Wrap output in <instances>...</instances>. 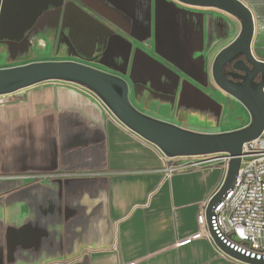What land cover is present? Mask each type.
Instances as JSON below:
<instances>
[{"label":"crops","instance_id":"1","mask_svg":"<svg viewBox=\"0 0 264 264\" xmlns=\"http://www.w3.org/2000/svg\"><path fill=\"white\" fill-rule=\"evenodd\" d=\"M241 1L253 16L252 54L264 61V0ZM238 34L227 12L178 0H0V68L77 60L124 78L138 104L164 108L154 118L194 131L189 123L218 120L200 105V85L231 97L211 66ZM71 46L104 60L86 61ZM153 59L182 79L174 106L130 88L146 74L167 83ZM14 93L0 97V264H245L210 234L191 238L224 162L166 157L78 84Z\"/></svg>","mask_w":264,"mask_h":264},{"label":"water","instance_id":"2","mask_svg":"<svg viewBox=\"0 0 264 264\" xmlns=\"http://www.w3.org/2000/svg\"><path fill=\"white\" fill-rule=\"evenodd\" d=\"M184 4L211 7L227 12L241 22V31L214 57L211 76L216 86L238 100L250 113L249 125L230 132L204 133L146 115L135 108L129 99L127 81L94 66L71 60L34 61L0 68V95H7L32 85L50 81H64L86 87L94 93L112 115L127 129L153 144L166 157L224 154L229 157L226 175L206 208V220L211 237L218 248L229 257L246 264H264V260L250 258L222 243L210 227L213 208L232 187L240 166L243 145L264 132V61L251 51L253 16L241 0H178ZM29 36H26V40ZM233 64L241 74H233L241 81L225 75L224 66ZM164 70H172L159 63ZM178 77L177 74H174Z\"/></svg>","mask_w":264,"mask_h":264},{"label":"built area","instance_id":"3","mask_svg":"<svg viewBox=\"0 0 264 264\" xmlns=\"http://www.w3.org/2000/svg\"><path fill=\"white\" fill-rule=\"evenodd\" d=\"M213 161L216 159L206 157L196 164ZM225 161L228 165L229 157L225 156ZM167 171L168 175L171 168ZM208 202L199 206V231L191 238L210 234L206 220ZM210 227L228 247L250 258L264 260V132L243 145L234 183L213 208Z\"/></svg>","mask_w":264,"mask_h":264},{"label":"rangeland","instance_id":"4","mask_svg":"<svg viewBox=\"0 0 264 264\" xmlns=\"http://www.w3.org/2000/svg\"><path fill=\"white\" fill-rule=\"evenodd\" d=\"M231 17L234 20L235 25H236V29L239 33L241 31V22L236 17H234L232 15H231ZM71 61L80 62L77 60H71ZM0 63L4 64V63H6V61L0 62ZM81 63H83V62H81ZM23 64H25V63H23ZM84 64H86V63H84ZM19 65H21V64H19ZM8 67H10V66H8ZM202 87L203 86L200 85L199 90H198L199 94L202 95L201 98L198 97L199 98L198 101H199L200 105L204 104L207 108H210L209 106H213L216 109V112H217L216 119L218 117V120L214 126H206L205 125V126H201V127H195L198 125L193 124V123H189V125H192V126H188V127L200 129L204 133H221V132L235 131V130L243 128V127H245L251 123L252 117H251L250 113L238 100H236L232 96L230 97L228 95H224L225 96L224 98H218L217 96H215L211 92L207 93L205 91V89L203 90ZM21 90H23V89H21ZM18 91H20V90H18ZM18 91H16V92H18ZM14 94L15 93H11L8 95H0V97L1 98L8 97V96L14 97L15 96ZM129 99L135 108H137L142 113L149 115L151 117H154V116L158 117L159 115H161L162 111L164 110V108L162 109V111H159V109L154 110L152 108L151 109L148 108L147 106H142V105L138 104V102L135 100L132 92H129ZM223 105H225L226 107H225V113L221 119ZM175 113H176V111L174 112V110L171 112V114H173V115H175ZM177 119H179V120H177ZM169 120L173 121L174 119L172 120V118H170ZM175 120L182 121V118L178 117V118H175ZM195 122H197V121H195ZM169 123H172V122H169ZM172 124H174V123H172ZM175 125H177V124H175ZM241 126H243V127H241ZM188 130H190V129H188ZM201 131H197V132H201ZM225 156L226 155H224V154H214V155L204 156V157L203 156H191L190 158L193 160H199V159L206 158V157L207 158H215L216 162H224L226 164Z\"/></svg>","mask_w":264,"mask_h":264},{"label":"flooded vegetation","instance_id":"5","mask_svg":"<svg viewBox=\"0 0 264 264\" xmlns=\"http://www.w3.org/2000/svg\"><path fill=\"white\" fill-rule=\"evenodd\" d=\"M71 52L75 54L77 57H79L81 54L82 58L84 60L92 62V63H99V61L104 60V54L100 51H89L82 53L79 50H76L74 47L72 48L71 46ZM79 55V56H78ZM84 56V57H83ZM242 59L240 56H237L234 58L231 62L226 63L224 66V71L226 77H228L230 80L236 82V81H241L239 78L232 76L231 73L233 74H241L242 72L239 70H236L233 68V64L237 61ZM168 67V66H167ZM171 69L170 67H168ZM172 70V69H171ZM173 71V70H172ZM174 72V71H173ZM165 77L167 83L160 84L155 81V78L151 74H146L144 76V80L147 82H137L133 85L130 86L132 91L135 92L136 95H142L146 94L148 97H150L153 100H162L169 102L170 105L174 106L179 97V87L181 85V77L174 72V74H177L178 77H176L173 73L170 72H165ZM169 91V92H168Z\"/></svg>","mask_w":264,"mask_h":264}]
</instances>
